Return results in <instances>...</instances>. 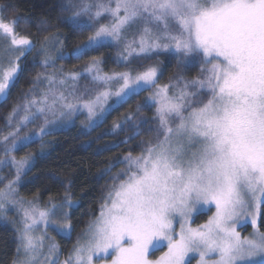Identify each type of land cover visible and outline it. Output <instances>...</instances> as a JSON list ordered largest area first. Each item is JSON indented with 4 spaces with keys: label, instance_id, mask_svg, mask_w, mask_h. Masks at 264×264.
<instances>
[{
    "label": "snow or ice",
    "instance_id": "obj_1",
    "mask_svg": "<svg viewBox=\"0 0 264 264\" xmlns=\"http://www.w3.org/2000/svg\"><path fill=\"white\" fill-rule=\"evenodd\" d=\"M10 8L0 7V101L34 51L43 70L5 117L7 134L0 133V168L15 170L0 188V220L19 214L12 221L19 225L13 264H191L190 254L197 264H264V0H61L59 24L91 33L70 55L79 60L114 47V62L129 70L112 72L104 71L102 56L80 69L57 68L64 40L46 35L37 50L17 31L27 20L9 19ZM38 30L49 28L42 23ZM161 54L176 60L166 83L162 62L129 67ZM194 64L199 73L186 77ZM143 92L149 95L113 127L127 125L128 140L142 132L151 139L139 141V154L124 156L126 167L99 214L61 260L51 233L70 238L76 202L68 192L44 206L22 198L19 186L33 157L14 153L79 114L90 127L102 122ZM143 108H155L151 120L139 115ZM30 124L35 130L25 131ZM204 206L214 213L192 227ZM247 225L252 232L242 236L238 227ZM162 247L167 251L158 259L149 258Z\"/></svg>",
    "mask_w": 264,
    "mask_h": 264
},
{
    "label": "trees",
    "instance_id": "obj_2",
    "mask_svg": "<svg viewBox=\"0 0 264 264\" xmlns=\"http://www.w3.org/2000/svg\"><path fill=\"white\" fill-rule=\"evenodd\" d=\"M60 3L61 0H0V7L11 6L6 13L9 19L20 16L27 20V23L22 22L17 26V31L36 41L37 50L46 35H58L64 40L66 56L64 60L57 61V67H64L66 71L76 70L82 68L92 56H102L105 60L104 71L129 70L128 67L118 66L114 62L118 51L114 47L90 53L79 60L73 58L70 55L73 49L84 43L91 33L90 31L71 33L60 25ZM42 23L47 24L48 32L38 30ZM33 57H36V51L23 62L24 71L16 87L11 90L10 96L6 101H0V133L2 134L8 131L5 127V117L13 105L20 102L21 93L29 89L33 77L40 71L39 58L34 62ZM157 62H162L163 67L160 83H166L177 71L176 60L170 54H161L148 60H134L129 67L137 70L140 69L141 64L147 66ZM199 71L200 65L194 64L185 75L191 78ZM148 95V92H143L132 97L127 103L117 106L106 114L102 122L91 127L87 125L85 115H78L70 125L55 128L50 135L42 139L37 138L34 143L14 153L17 159L28 155L33 157L31 167L22 177L19 186V195L22 198L26 201L38 198L40 205L44 206L49 201L59 202L65 192H68L76 202V207L71 209L74 230L70 238H62L51 233L56 236L63 253H67L72 248L88 223L99 214L105 193L114 183L113 178L126 167L122 162L124 156L130 151L133 155L139 154L141 151V147L138 146L139 141L151 139L150 134L142 132L135 140H128L132 130L127 125L124 129L113 127L114 123L119 122L126 113L134 111L137 104H141ZM154 112L155 108H143L139 115L151 120ZM41 122L37 121V124ZM35 128L36 125L30 124L25 131ZM1 154H3L2 150H0ZM13 175L6 176L5 181ZM2 187H4L3 182L0 183V188ZM10 215L9 212L7 217ZM210 215L211 211L198 213L193 224L195 226L203 224ZM17 220L15 215L9 222L0 220V264H13L16 258V228L19 225L13 224L12 221ZM241 231L246 234L251 231V227L246 226ZM261 231H264V227ZM165 251V248L158 249L152 252L150 257L155 259Z\"/></svg>",
    "mask_w": 264,
    "mask_h": 264
},
{
    "label": "rangeland",
    "instance_id": "obj_3",
    "mask_svg": "<svg viewBox=\"0 0 264 264\" xmlns=\"http://www.w3.org/2000/svg\"><path fill=\"white\" fill-rule=\"evenodd\" d=\"M106 22V21H105ZM0 46H3V41H0ZM53 54H55L54 52H53ZM66 56V55H65ZM37 58H39V57H37ZM57 68H59V67H57ZM41 71H43L42 70V68H40V71L39 72H41ZM49 71H51V69H49ZM80 83H81V85H84V84H86L87 83V81H84V80H82V81H80ZM43 87V86H42ZM114 99V98H113ZM109 103H112V100H110L109 101ZM79 115H81V114H79ZM83 115H85V117H86V119H87V116H86V114H83ZM78 116V115H77ZM77 116H75L74 118H76ZM73 118V119H74ZM73 119L70 121V122H66V123H63V124H60V125H58V126H56V127H54L53 129H55V128H59V127H65V126H68V125H70L72 122H73ZM87 125L89 126V122H88V119H87ZM90 127V126H89ZM5 134H7V133H5ZM3 154H1L0 156H2ZM31 163H32V161H31ZM11 174H14L15 175V170L13 169V168H11V167H3V168H0V176H3V177H6V176H9V175H11ZM13 175V176H14ZM13 176L11 177V178H9V180H11L12 178H13ZM5 181V180H4ZM3 181V183L5 184V183H7V181H5L4 182ZM111 187V186H110ZM109 187V188H110ZM107 194V191H106V193H105V195ZM208 211H211V215L214 213V211H215V207L214 206H211V209L209 210V206H204L201 210H200V212H208ZM199 212V213H200ZM10 213H11V215L9 216V217H7V221L6 222H9L10 220H11V217L13 216V215H15V217L17 218V219H19V214L17 213V212H12V211H10ZM198 213H196V214H194L193 215V219H192V222H191V226L192 227H197V226H195L194 224H193V221H194V219H195V217H196V215H197ZM210 215V216H211ZM3 221H5V220H3ZM207 221V220H206ZM205 221V222H206ZM204 222V223H205ZM247 226H250V225H247ZM175 227H176V230H177V232L179 231V226L178 225H175ZM244 227H246V226H244ZM243 227V228H244ZM251 227V226H250ZM241 227H238V231H241ZM252 232V228H251V231H249L248 233H246V234H244L242 231H241V235L242 236H247V235H249L250 233ZM162 248H165L166 249V251H167V248L166 247H162ZM162 248H159V249H162ZM156 250H158V249H156ZM156 250H153L152 252H154V251H156ZM69 252V251H68ZM68 252L67 253H63L62 252V255L60 256V259L61 260H64V259H66V257H67V255H68ZM151 252V253H152ZM151 253H150V256H151ZM162 255V254H161ZM161 255H159L157 258H155V259H158ZM191 256H192V259H191V262H192V264H197V261H198V259H199V257H198V255H194V254H190ZM149 256V258L150 259H152L151 257ZM155 259H152V260H155Z\"/></svg>",
    "mask_w": 264,
    "mask_h": 264
}]
</instances>
